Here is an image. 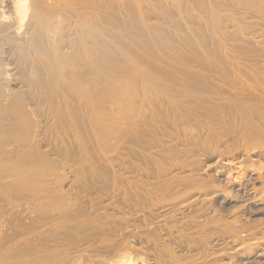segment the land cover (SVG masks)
I'll return each instance as SVG.
<instances>
[{
	"label": "bare ground",
	"instance_id": "6f19581e",
	"mask_svg": "<svg viewBox=\"0 0 264 264\" xmlns=\"http://www.w3.org/2000/svg\"><path fill=\"white\" fill-rule=\"evenodd\" d=\"M0 264H264V0H0Z\"/></svg>",
	"mask_w": 264,
	"mask_h": 264
},
{
	"label": "rangeland",
	"instance_id": "374dc122",
	"mask_svg": "<svg viewBox=\"0 0 264 264\" xmlns=\"http://www.w3.org/2000/svg\"><path fill=\"white\" fill-rule=\"evenodd\" d=\"M262 220V219H261Z\"/></svg>",
	"mask_w": 264,
	"mask_h": 264
}]
</instances>
